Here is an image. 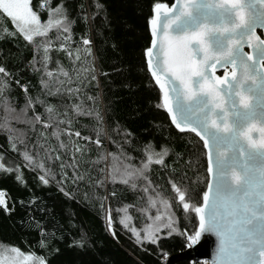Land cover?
<instances>
[{"label": "trees", "instance_id": "16d2710c", "mask_svg": "<svg viewBox=\"0 0 264 264\" xmlns=\"http://www.w3.org/2000/svg\"><path fill=\"white\" fill-rule=\"evenodd\" d=\"M173 2L50 0L51 7L62 3L67 9L72 21L69 33L51 30L46 37H35L34 42L26 41L11 19L0 11V66L9 74L7 77L0 74V81L7 84L0 95V122L6 118L5 105L9 103L19 112L22 127L21 131L15 124L16 131L12 133L0 130V164L13 169L11 172L0 169V190L5 191L7 201V211L0 207V244L42 257L46 264H166L170 255L187 248L178 233L167 236L166 230H161L157 235L162 238L155 245L148 241L137 243L133 233V229H144L149 216L157 215V208L163 211L159 201L156 207L147 201L148 195L154 197L155 192H160L171 205L174 227L192 234L198 227V216L191 209L185 213L169 180L182 190L189 189L186 201L191 196L190 202L198 205L209 179L203 141L192 132L175 128L163 107L162 91L147 67L145 49L152 40L149 21L154 14L153 6ZM97 4L101 5L99 9ZM31 6L42 20H47L46 0H31ZM66 35L68 40L64 39ZM83 39L91 44L84 45ZM47 41H51L49 60L44 61L43 45ZM61 43L64 49L60 48ZM37 45H41L38 51ZM88 48L90 53L86 51ZM61 69L68 73L67 77ZM46 71L53 75L48 77ZM41 80L47 82V87ZM69 88L79 91L69 93ZM29 98L33 104L25 115L21 110ZM73 104L81 105L82 112L75 113ZM49 105L59 114L57 119L66 122L60 125L61 129L80 132V137H72L71 144L68 135L61 133L65 149L52 136L55 123L43 127L42 122L47 120L45 108ZM88 110L93 115L84 114ZM35 114L41 115V123L34 121ZM25 118L27 124H21ZM9 125L12 127V123ZM97 138L99 145L95 143ZM13 143L15 148L11 146ZM149 143L157 152L161 147L169 149L163 166L153 162L145 172L150 186L143 178L133 180L129 176L127 184L118 178L107 182L109 162L121 161L123 166L139 168L147 159L144 146ZM73 144L81 149L76 157L78 174L84 176L83 180L74 181L68 167ZM25 151L33 157L34 165L42 163L49 174L45 175L39 167L26 166L22 155ZM57 155L59 160L55 159ZM61 162L65 165L63 170ZM126 171H131V167ZM17 175L20 181L16 180ZM41 175H45L48 184L39 180ZM144 187H149L148 193L143 191ZM125 214L131 219L127 226L120 223ZM109 218L112 229L107 225ZM82 233L86 236L83 247L74 246ZM175 264L199 262L183 260Z\"/></svg>", "mask_w": 264, "mask_h": 264}, {"label": "snow or ice", "instance_id": "6c2138e0", "mask_svg": "<svg viewBox=\"0 0 264 264\" xmlns=\"http://www.w3.org/2000/svg\"><path fill=\"white\" fill-rule=\"evenodd\" d=\"M46 2L49 4L47 20H42L38 11L33 10L31 0H0V11L11 19L14 27L28 42H34V37H46L51 30L69 33L72 21L68 17L67 9L62 3L53 8L50 0ZM177 5H180L179 10L172 12ZM96 7L99 9L101 5L97 4ZM170 12L171 15L168 14ZM153 13L149 21L151 46L145 49L148 70L163 92V107L168 112L172 124L181 132L188 130L195 133L203 141L209 179L207 190L202 194V203L198 205L190 202L191 196L186 201L189 189L182 190L176 182L169 180L185 213L191 209L199 218L198 227L193 229L192 234H189L187 229L178 231L174 227L173 215L157 208V215L154 218L149 217L153 223L145 226L142 237L133 229L137 243L148 241L155 245L162 238L157 234L166 230L167 236L178 233L190 246L202 232H211L218 238L217 252L212 264H264V39L255 34L258 25L264 27V0H177L171 8L166 3H156ZM64 39L68 40L69 36H64ZM82 43L90 45L91 41L83 39ZM50 44L51 41H47L43 45L44 61L49 60ZM244 44H248L255 55L244 52ZM40 47L41 45L36 46L37 51ZM60 48L64 49L63 43ZM86 51L90 53L91 49ZM68 55L71 56L72 53L69 52ZM217 64H231V73L226 71L224 76L213 78L209 68L214 69ZM60 71L64 76H68L63 69ZM0 74L5 77L9 75L2 66ZM46 75L51 77L53 73L46 71ZM92 79H95V76H92ZM41 84L47 87L46 81L41 80ZM6 88L7 84L0 81V95ZM24 90L27 91V88ZM73 91L78 92L79 88L68 89L69 93ZM32 104L33 101L29 98L25 109L21 111H26ZM72 109L75 113L82 112V107L78 104H73ZM5 111L7 113L14 110L5 105ZM45 112L46 121H41L40 114L34 115V121L42 122L44 128L52 127L53 122L55 123L52 136L59 142L61 149L67 147L61 140L62 132L68 135L69 144L72 143L73 136L80 137L78 131L73 133L68 128H60V125L66 122L57 119L59 114L54 113L53 106H47ZM84 114L93 115V112L88 110ZM97 119L99 120L98 114ZM256 121L262 126L259 130V141L249 134L254 132ZM67 124L70 127L71 120L67 121ZM0 130L8 133L16 131L10 127L7 117L0 122ZM83 139L90 141L91 137ZM9 140H12L11 135ZM95 143L100 144L99 138ZM11 146L16 147L15 143ZM71 151L72 162L68 167L72 169L74 181L83 180L84 176L78 174L76 157V153L81 149L73 144ZM144 152L147 159L142 161L141 167H124L126 170L131 167V171H126L127 176L133 180L143 178L150 186L151 181L145 172L153 162L163 166L169 149L161 147L157 152L149 143L144 146ZM22 155L26 166L39 167L45 175L49 174L42 163L34 165L33 157L28 152L25 151ZM108 155L112 156L113 160L116 159L113 154ZM153 157L157 158L153 160ZM55 159L59 160L60 157L57 155ZM60 167L64 169L63 162ZM0 169L13 171L11 168H5L3 164H0ZM45 175L39 176V180L48 184ZM108 178L115 182L118 176L109 173ZM16 180H21L20 175L16 176ZM122 182L127 184L129 180L125 178ZM132 187L135 188L136 184L132 183ZM143 191L148 193L149 187H144ZM153 191L155 192V189ZM147 201L151 207H156L157 201L165 209L171 207L160 192H155L154 197L148 195ZM0 207L7 211L4 190H0ZM127 219V215L122 216L120 223L127 226ZM85 241L86 236L82 233L81 239L75 240L73 245L83 247ZM41 246H44L43 240ZM12 251L25 258L33 255L21 253L20 249L14 246ZM36 264L46 262L42 257H37Z\"/></svg>", "mask_w": 264, "mask_h": 264}, {"label": "water", "instance_id": "95a60500", "mask_svg": "<svg viewBox=\"0 0 264 264\" xmlns=\"http://www.w3.org/2000/svg\"><path fill=\"white\" fill-rule=\"evenodd\" d=\"M176 3H177V0H174V2L171 5H168L169 8H171L172 5ZM179 7L180 5H177V8L172 9V12L178 11ZM168 14L171 15L172 13L170 12ZM150 31H151V25H150ZM260 32H262L263 36L260 34ZM255 34L260 36L262 39H264V27H261L258 25L255 28ZM243 51L246 53H252L253 55H255L252 49L248 46V44H244ZM232 67L233 66L231 64L225 65V66H221L217 64L214 69L209 68V72L212 73L213 78H215L216 76H224V73L226 71L231 73ZM228 78L230 79L231 77H228ZM254 124H255V130L254 132L249 133V134L252 135L254 139L259 141V139L261 138L259 130L261 129L262 126L259 121L254 122ZM184 132H190V131L186 130ZM217 244H218V238L214 233L202 232L201 236L196 240L194 244L187 246V248L181 252L170 255L167 259L166 264H175L176 262L183 261V260L193 261V262L206 261L208 262V264H212L213 258L217 252Z\"/></svg>", "mask_w": 264, "mask_h": 264}, {"label": "rangeland", "instance_id": "374dc122", "mask_svg": "<svg viewBox=\"0 0 264 264\" xmlns=\"http://www.w3.org/2000/svg\"><path fill=\"white\" fill-rule=\"evenodd\" d=\"M6 105H7V107L9 109L14 110V111H8L6 113V116H5V117L10 118L12 120V122L8 121L9 123H12V127L11 126L10 127L12 129L15 128V124L19 125L21 127V125L19 124L20 121L17 118V115H19V112L15 111V109H13V107L9 103H7ZM25 107L23 109H25ZM23 113L25 115H28L29 108H27L26 111H24ZM25 121H26V118H25V120H23V122L21 124H27V122L25 123ZM21 131H22V127H21ZM120 162L117 161V163H114V164L109 162V166H108V170H107V182L111 180V179L108 178L109 177V173H111L112 175H117L119 180H123L125 178L126 179L128 178V176L126 175V169L123 166L122 162L121 163ZM161 210H163L162 212H164L166 214L172 215L169 209H165V208L161 207ZM125 215H127V214H125ZM127 217H128V219L126 220V222L130 223L131 219H130L129 215H127ZM149 217H152V216H149ZM162 219H163V217H162ZM148 221H149L148 224H152L153 223V221L150 220V219H148ZM148 224L144 225V229H145V226L148 225ZM107 225L109 227V223H107ZM142 228L141 229H137V232H139L140 235H141V232H142L141 237L144 235V229H142ZM111 229H112V225H111ZM21 253H24V252L21 251ZM24 254H27V253H24ZM36 258H37V256H35L34 254L32 256H30V257L25 258L24 256H22V255H20L18 253H14L12 251V247L0 244V264H26V263L36 264Z\"/></svg>", "mask_w": 264, "mask_h": 264}, {"label": "built area", "instance_id": "2783aa9c", "mask_svg": "<svg viewBox=\"0 0 264 264\" xmlns=\"http://www.w3.org/2000/svg\"><path fill=\"white\" fill-rule=\"evenodd\" d=\"M199 264H208L206 261H200Z\"/></svg>", "mask_w": 264, "mask_h": 264}, {"label": "flooded vegetation", "instance_id": "af4514ba", "mask_svg": "<svg viewBox=\"0 0 264 264\" xmlns=\"http://www.w3.org/2000/svg\"><path fill=\"white\" fill-rule=\"evenodd\" d=\"M260 34L262 35V32H260ZM263 36V35H262Z\"/></svg>", "mask_w": 264, "mask_h": 264}]
</instances>
